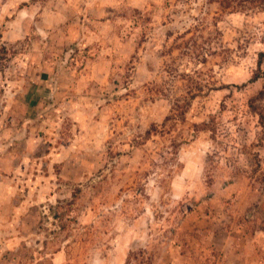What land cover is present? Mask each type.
<instances>
[{"label": "rangeland", "instance_id": "obj_1", "mask_svg": "<svg viewBox=\"0 0 264 264\" xmlns=\"http://www.w3.org/2000/svg\"><path fill=\"white\" fill-rule=\"evenodd\" d=\"M249 7L0 0V264H264Z\"/></svg>", "mask_w": 264, "mask_h": 264}, {"label": "trees", "instance_id": "obj_2", "mask_svg": "<svg viewBox=\"0 0 264 264\" xmlns=\"http://www.w3.org/2000/svg\"><path fill=\"white\" fill-rule=\"evenodd\" d=\"M221 3L227 8H230L232 6V8L234 9H239V7L250 8L249 6H252L253 8H257L258 10H264V0H221ZM203 54V56H206L208 53L205 52ZM203 59H199L198 62L201 63ZM59 249L60 248L56 249V251H59Z\"/></svg>", "mask_w": 264, "mask_h": 264}]
</instances>
